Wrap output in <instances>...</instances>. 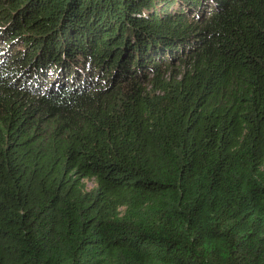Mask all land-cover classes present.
<instances>
[{"label": "trees", "instance_id": "obj_1", "mask_svg": "<svg viewBox=\"0 0 264 264\" xmlns=\"http://www.w3.org/2000/svg\"><path fill=\"white\" fill-rule=\"evenodd\" d=\"M1 23L0 264H264V0H0Z\"/></svg>", "mask_w": 264, "mask_h": 264}, {"label": "rangeland", "instance_id": "obj_2", "mask_svg": "<svg viewBox=\"0 0 264 264\" xmlns=\"http://www.w3.org/2000/svg\"><path fill=\"white\" fill-rule=\"evenodd\" d=\"M4 6H7V4L5 3L4 4ZM4 24V25H3ZM10 25V23H1L0 24V30L1 29H4L5 27H8ZM1 36V35H0ZM9 43H7V44H5V41H2V43L0 44L1 46H7ZM25 42H22V43H19V44H15V45H13L11 48H10V52H11V55L10 56H12V55H14L16 52H18L19 50H21V51H23V50H25ZM21 51H20V54H21ZM13 53V54H12ZM30 53H28L27 55H26V57H25V60L24 61H22V62H25L26 64H31V63H29V60H28V55H29ZM75 55L76 56H80V57H85V58H87L88 57V55L86 56V54L85 53H82V52H79V49H76V52H75ZM18 56V55H17ZM17 56H15V57H17ZM87 62V59H85V62L84 63H86ZM92 78V77H91ZM95 185V183L92 181V180H89V181H87V186H88V188H92L93 186Z\"/></svg>", "mask_w": 264, "mask_h": 264}]
</instances>
